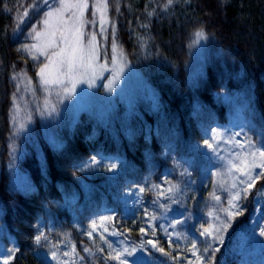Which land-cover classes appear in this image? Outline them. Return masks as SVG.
Wrapping results in <instances>:
<instances>
[{"label":"trees","instance_id":"trees-1","mask_svg":"<svg viewBox=\"0 0 264 264\" xmlns=\"http://www.w3.org/2000/svg\"><path fill=\"white\" fill-rule=\"evenodd\" d=\"M31 2L0 0V247L19 248L11 264H49L52 252L59 258L73 244L83 257L77 264H105L96 252L97 240L93 247L76 224H86L95 214L116 213L117 227L129 234L133 214L120 208L124 198L146 182L149 188L163 187L165 177L180 184L185 169L198 177L191 192L182 189L178 199L181 204V197L187 198L186 212L196 220L185 223L183 237L200 242L197 218L207 216V193L215 178L203 160L206 151L194 146L237 110L247 134L264 145V0H174L168 7L167 0H108L116 44L146 85L144 92L128 106L119 104L101 114L90 108L75 120L51 121L49 136L40 133L38 124L18 135L12 113L19 82L11 78L14 73L23 70L22 78L42 94L38 71L43 59L32 60L17 49L32 42V28L47 9L30 10L20 31H13L24 10L20 5L26 8ZM91 13L89 7L87 16ZM106 27L105 36L98 34L99 45L101 58L110 62L113 37ZM201 29L204 48L198 54L196 33ZM93 156L117 163L116 173L105 166L78 171ZM22 176L28 181L25 187L19 183ZM261 190L264 180L242 201L245 214L224 235L215 264H261L264 200L259 206L254 199ZM151 196L155 193L143 195L146 202ZM41 232L48 241L37 246L33 237ZM84 247L94 255L85 254ZM148 254V264L166 259L149 249Z\"/></svg>","mask_w":264,"mask_h":264},{"label":"snow or ice","instance_id":"snow-or-ice-1","mask_svg":"<svg viewBox=\"0 0 264 264\" xmlns=\"http://www.w3.org/2000/svg\"><path fill=\"white\" fill-rule=\"evenodd\" d=\"M174 0H167L165 7L171 6ZM41 5L47 9L43 11V19L40 20L36 26H33L31 36L33 40L42 41L41 43L25 44L18 48V52L27 53L32 60H38L39 56H44L47 63H42L39 67L40 85L45 89L52 87L60 88L66 95H71L75 92L76 85L78 83H87L88 87H94V81L99 78L100 73L103 71H115L117 60L123 61V51L118 49L115 41V28L116 25L108 17V0H94L89 5L88 0H56L55 3H50V0H32V2L25 8L24 5H20L24 8L23 12L17 17L16 27L13 29L14 33L20 31L19 25L24 23V20L28 17L29 11L34 9H41ZM91 7L92 18H85V11ZM118 10V9H117ZM42 11V9H41ZM153 13H148L152 15ZM97 16L99 17L100 35L105 36L107 33V27L112 29V57L111 64L113 69L107 67V62H100L101 52L97 43V34L95 32L86 35L84 29L86 25H96ZM40 25L43 27L40 28ZM146 27L147 25H142ZM196 35L203 38L204 32L201 29L197 31ZM86 39V43H85ZM37 53V54H34ZM106 55V54H105ZM23 70L12 75L13 80L24 76ZM116 77H113V81L109 82V85L115 81ZM31 84V81H28ZM59 94V93H58ZM52 111H55L53 108ZM246 137V134H244ZM242 133L237 131L235 133H229L227 138L224 137V133L219 132L216 128L210 129V136L204 139L203 145L194 146L197 151L201 148L207 149V152L202 153L204 156H208L211 153L216 160L220 162L225 161V155L220 145H228L231 149H235L234 152L228 153L227 173L229 177L220 183V188L228 192L227 207L220 208L217 215H213L209 212L207 215L211 219V223L201 224L199 229V236L204 237L206 244L202 251L198 248L196 242L191 243L188 251L191 256L195 257V260H189L188 264H215V253L220 252L219 245L224 244V235L232 227V222L237 217L243 216L246 209L242 205V201L248 200L249 196L253 194V189L261 180H264V145L257 146L250 138H241ZM104 157L97 159L96 156L91 157L88 161L78 167V171L95 170L97 168L104 167ZM256 169H260L256 172ZM106 171L116 173L117 163L111 162L107 165ZM190 173L185 169L181 172V176H187ZM213 176L224 175L223 173H212ZM114 178V177H113ZM163 183L167 187H162L160 184H152L151 187H147V182L144 187H139L138 192L141 195H145L148 192L155 193L156 199L152 201L156 204L159 200L170 201L171 204H178L179 200L177 194L183 192L179 184H173L167 177L164 178ZM195 181H187V186H191ZM212 198L219 203L221 196L215 192L212 193ZM195 199V197H190ZM160 207L166 212L168 211V205L161 204ZM187 211V209H185ZM180 215H184L181 213ZM144 217L149 220H156L155 215H150L147 209H145ZM188 217H186L187 219ZM111 216H104L99 221H92L87 231L89 240H93V247H96L93 234L96 233L99 236V240L107 244L109 251L104 253V249L96 248V252L101 253V259L107 264L108 261H115L116 264H129L127 257L133 256L138 250L142 253L146 252L145 246H150L151 250L159 252L161 255L169 257L174 262L182 259L178 256H173L171 252L166 251L164 247H160L158 242L153 240H143L139 244H133L131 247L116 248L105 239L104 232L109 235H119L115 231H110L104 225L112 220ZM185 223L184 220L179 218L175 219V223L169 222L168 228L176 230L178 226H182ZM99 226V227H98ZM152 227L151 223L148 225ZM163 227V225H161ZM103 228V232L99 230ZM168 228L164 230L168 232ZM142 236H147L144 228L140 229ZM153 235L155 230L153 229ZM259 236L264 238V227L259 230ZM65 237H62L64 239ZM181 237L179 234L175 236V239L179 240ZM168 239H173V232H168ZM48 237L44 233H39L33 237V243L40 246L42 242H47ZM210 241V242H209ZM216 245V246H214ZM44 246H47L45 244ZM53 248H58L59 245H52ZM170 249L172 245L168 246ZM175 251L176 249H172ZM19 248L9 247L6 250L0 247V264H11L16 258ZM183 251V250H182ZM83 252L85 254L94 255L92 248L84 247ZM63 256L77 257L83 259L76 251V245H71L70 251H64ZM51 258L57 262V264H69L68 260H60L57 257L56 252H52ZM71 264H77L76 259H71ZM131 264H148L143 260V257H135Z\"/></svg>","mask_w":264,"mask_h":264},{"label":"rangeland","instance_id":"rangeland-1","mask_svg":"<svg viewBox=\"0 0 264 264\" xmlns=\"http://www.w3.org/2000/svg\"><path fill=\"white\" fill-rule=\"evenodd\" d=\"M92 3L94 0H91ZM51 3H55L56 0H50ZM89 3V0H88ZM90 4V3H89ZM88 10V9H87ZM87 10L85 11L84 15L85 18L91 19V16H87ZM97 24L96 25H86L85 26V33L86 35L92 32H95L97 34V43L99 45V36L100 28H99V17L97 16ZM43 26L40 25V28ZM31 36V34H30ZM32 39V36H31ZM204 37H196V51L198 54L203 50L204 48ZM42 41H36L32 39V42L29 44L34 43H41ZM86 43V39H85ZM100 48V45H99ZM37 54V53H34ZM113 55V54H112ZM112 57V56H111ZM39 58L43 59V63H47L44 56H39ZM100 62H106V57L104 56L103 59L101 58ZM107 67L109 69H113V65L110 62H107ZM39 72V71H38ZM116 77L115 81L109 85L110 81H113V77ZM23 77V76H22ZM20 77L18 82V99L14 101L13 106V117L16 120L15 126L19 128V131L17 134L25 133V130H28L30 127H34L38 124V128L40 129V133L50 135L48 123L51 121L60 122L61 118L75 120L79 113L82 111H87L90 108H99V113L106 112L107 110L113 109L114 106L117 107L119 104L123 105H129L132 100H135L137 95H140V92H144L143 89H141L142 86H146L141 79L139 78V74L137 70H135L132 66H128L126 64V61L123 59V61L117 60L116 64V70L115 71H103L100 73V76L98 79L94 81V87L89 88L87 83H78L76 85L75 92L71 95L66 96L60 88L52 87L50 89H45L43 86L40 85L41 88V97H39L35 91H33V88L31 84H28V81L24 78ZM38 79L40 81L39 75ZM40 83V82H39ZM143 83V84H142ZM140 88V89H139ZM59 93V94H58ZM229 99V98H228ZM227 99V100H228ZM55 109V111H52V109ZM62 116V117H61ZM59 120V121H58ZM38 122V123H37ZM245 120L243 119V116L238 113V110L235 111V113L232 114L229 121H226L221 124V126H215L210 127L216 128L217 131L224 133V137L227 138L229 133H235L237 131H240L242 133L241 138H250L254 143L257 144L256 139L254 136H249L247 134V129L244 127ZM246 134V137L244 136ZM46 136V135H45ZM207 136H210V131ZM207 138V137H206ZM204 139L202 140L203 145ZM258 146V145H257ZM220 148L223 150V154L225 155V161L220 162L215 159V157L212 156L211 153H208V156L203 155V160L206 163H209L208 168L210 167V172L213 173H223L224 175H217L214 176L215 181H213V185L211 186V192L208 191V204H207V214L211 212L214 216L217 215L218 210L220 208H226L227 207V196L228 192L220 188V183L228 180L229 177L226 175L227 173V163H228V153L236 151L235 149H231L228 145H220ZM200 151H208L207 149L201 148ZM206 157V158H205ZM202 158V157H201ZM98 159V158H97ZM89 160V159H88ZM201 161V159H200ZM108 162V161H106ZM110 162V161H109ZM104 163V162H103ZM111 163V162H110ZM213 163L216 164V170L212 167ZM108 163H104L105 168H107ZM14 169V167H13ZM256 172H259L260 169H256ZM190 175L183 176L180 184L177 181H172L173 184H179L180 188L185 190L188 189L189 193L191 192V189H193V184L191 186H187V181H195L197 179L196 173H191L190 170H188ZM13 173L18 176V173L16 170H13ZM208 171L207 168L203 172L202 176L207 177ZM213 176V175H212ZM21 187H25L27 184V180L24 179V176L20 178ZM23 181H26L24 183ZM141 187V186H140ZM163 187H167L166 184H163ZM216 193L217 195L221 196V201L217 203L212 198V193ZM185 193V194H189ZM181 193L177 194V198L180 199ZM255 197V198H254ZM255 203H257L259 206L262 205V202L264 200V190H261L254 196ZM156 199V196H151V198L146 202L145 197L143 195L139 194L138 191H135L133 193H130V195L126 198H124L122 204H119L120 208H122V211H125V213H128V211L132 212V219L133 224L132 229L129 234H127V230H122L117 227L118 221L116 218V213H99V214H93L94 216L87 221L86 224H76V226L79 228L81 232L88 238L87 231L90 230L89 226L92 223V221H99L104 216H111L113 219L107 222L104 227H107L110 231H115L117 233H120L119 235H109L107 232H104L105 239L108 241V243H111L113 247L116 248H122V247H131L133 244H139L141 242V239L143 240H153L154 242H158L159 246L161 247V244H164L165 248L168 249V251H171L172 249H176L174 252L178 253L175 256L181 257L182 259L178 261H173L169 257H166L164 261L160 260V264H188L189 260H195V257L191 256V253L188 251L191 247V243L188 242L183 237V232L186 233V230L183 229L185 223L192 222L195 220L194 216H189L188 213L185 211L186 206L189 208L190 204L187 205V198L184 199V196L181 197L182 203L180 202L178 204H171L170 201L167 200H159L156 204H153L152 201ZM190 201V200H189ZM186 203V206H185ZM161 204L168 205V211L166 212L164 209L160 207ZM145 209L149 212L150 215H155L157 217L156 220H149L144 217ZM181 213H184V215H180ZM187 213V215L185 214ZM175 214V216H173ZM193 214V213H192ZM170 215V216H169ZM205 215V212H204ZM186 217H188L186 219ZM179 218L181 220H184L185 223L182 226H178L176 230H173L171 228H168L169 222L175 223V219ZM202 220H206L207 223H211L210 217L207 215L206 218L198 219L197 218V227L200 229L201 224L203 223ZM151 223L152 227L149 228L148 225ZM205 224V225H206ZM163 225V227H161ZM99 227V226H98ZM144 228L145 232L148 233L147 236H142L140 229ZM168 228V232H173V239H168V232H166L164 229ZM153 229L155 230V235H153ZM101 232H103V228H99ZM133 231V232H132ZM179 234L180 239H175V236ZM186 237H189L188 234H185ZM200 242H196L198 248L203 249V247L206 244V241L204 237H201ZM93 239L97 240V246L98 248L104 249V254H107L109 251L107 244L102 243L99 240V236L94 233ZM194 242V241H193ZM210 242V241H209ZM169 244L172 245V248L170 249L168 246ZM216 246V245H214ZM146 252L142 253L139 250L134 253L133 256L127 257L129 264H131V261L135 257H143V260H147L148 258H152L148 254V247L145 246ZM71 250V248H70ZM183 250V251H182ZM173 251V250H172ZM153 253V252H152ZM154 253L159 254L162 258H164L163 255H161L159 252L154 251ZM58 259L60 260H67L66 257L60 256ZM71 259H75V257H72ZM71 259L68 257L69 264H71ZM78 259L76 257V261L78 262ZM49 264H57L55 260L52 259V261L49 262ZM108 264H116L115 261H108ZM261 264H264V255L261 258Z\"/></svg>","mask_w":264,"mask_h":264},{"label":"water","instance_id":"water-1","mask_svg":"<svg viewBox=\"0 0 264 264\" xmlns=\"http://www.w3.org/2000/svg\"><path fill=\"white\" fill-rule=\"evenodd\" d=\"M147 247L150 249V251H153V250H151L150 246H147Z\"/></svg>","mask_w":264,"mask_h":264}]
</instances>
